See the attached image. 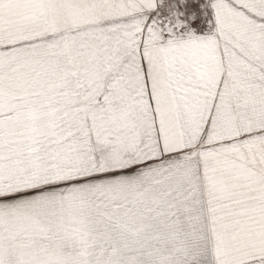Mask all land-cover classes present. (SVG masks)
Returning a JSON list of instances; mask_svg holds the SVG:
<instances>
[{
    "label": "snow or ice",
    "instance_id": "snow-or-ice-1",
    "mask_svg": "<svg viewBox=\"0 0 264 264\" xmlns=\"http://www.w3.org/2000/svg\"><path fill=\"white\" fill-rule=\"evenodd\" d=\"M0 264H264V0H0Z\"/></svg>",
    "mask_w": 264,
    "mask_h": 264
}]
</instances>
